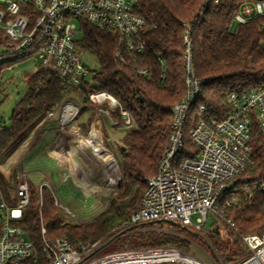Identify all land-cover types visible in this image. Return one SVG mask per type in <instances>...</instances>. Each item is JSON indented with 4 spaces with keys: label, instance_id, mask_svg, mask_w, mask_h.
I'll return each instance as SVG.
<instances>
[{
    "label": "built area",
    "instance_id": "obj_1",
    "mask_svg": "<svg viewBox=\"0 0 264 264\" xmlns=\"http://www.w3.org/2000/svg\"><path fill=\"white\" fill-rule=\"evenodd\" d=\"M136 3L137 0H0V77L4 69L13 70L15 63L34 58L36 64L31 73L38 70L49 72L61 82L75 87L91 82V69L78 45L82 21L115 34V58L137 73L150 77V70L141 65L147 24ZM255 16L264 17V0H244L231 27ZM185 41V92L171 109L169 142L156 173L146 177L141 207L123 223L122 233L126 228L158 220L178 224L194 233L204 232L211 212L219 218L215 229L227 224L240 235L247 255L237 264H264V231L240 233L234 219L225 212V208L239 205L264 192V168L259 173L252 169L255 164V136H261L264 146V82L227 92L228 110L221 116L210 112L204 103L197 104L204 79L194 73L187 35ZM29 75L23 76L26 83ZM0 95L4 99L7 97L3 88H0ZM77 100L80 103L85 100L96 107L93 127H96L100 114H105L113 124L119 123L127 129L136 127L131 112L106 90L85 91L77 95ZM79 113L80 105L75 101L52 104L44 121L56 122V128L51 125L43 129L40 140L58 130L64 135L59 141L64 139L67 143L66 136H77L82 141L84 134L72 124ZM189 118L188 133L197 150L180 157ZM2 119L3 114L0 136L5 129L1 125ZM59 145L60 142L56 146ZM25 157L26 154L23 162ZM2 160L3 157L0 163ZM19 168L16 173L15 169H10L7 174L12 175V178L7 176L11 183V200L0 190V264H30L38 261L39 257L38 248L21 223L23 211L30 204L32 180L23 163ZM71 177L77 185L72 172ZM39 186L50 190L55 205L71 212L60 201L53 183L44 180ZM99 188L90 193L82 189L86 195H93ZM41 231L43 253L48 264H209L174 245L102 253L106 244L122 233L106 241L102 238L72 243L66 236L47 239L44 224Z\"/></svg>",
    "mask_w": 264,
    "mask_h": 264
},
{
    "label": "trees",
    "instance_id": "obj_2",
    "mask_svg": "<svg viewBox=\"0 0 264 264\" xmlns=\"http://www.w3.org/2000/svg\"><path fill=\"white\" fill-rule=\"evenodd\" d=\"M243 1L137 0V10L147 24L141 65L150 70V77L137 73L115 58V34L84 21L80 25L78 45L81 52L98 60V67L91 70V82L75 87L61 82L49 72L38 70L30 73L28 90L17 101L12 123L0 136V160L12 143L29 137L52 104L64 102L72 93L78 95L92 89L106 90L117 97L136 122V127L125 131L123 142L119 145L123 173L121 186L109 198L108 208L96 218L66 221L63 209L55 205L50 190L31 182L30 204L21 218V223L39 250L38 261L30 264H48L43 253L42 224L46 227L47 239L66 236L72 243L102 238L109 240L124 231L121 228L123 223L141 207L146 177L156 173L160 157L169 142L172 106L185 92L186 35L190 40L194 73L204 79L197 104L204 103L210 112L221 116L228 110L227 92L264 82V17L255 16L236 28L231 27ZM84 104L91 108L84 125L85 131H88L96 107L85 100ZM190 120L186 121L185 146L180 157L197 150L188 133ZM45 126L41 125L37 131H42ZM260 138V135L254 138L255 164L252 166L258 173L264 168V146ZM110 157L119 170L116 157L111 153ZM10 187V181L0 170V190L9 201ZM225 212L234 219L240 233L263 232L264 192L239 205L225 208ZM223 226V234L227 238L216 230L210 235L205 232L200 235L178 224L158 220L126 228L114 243L174 245L188 251V237H193L208 243L219 264H237L245 257L240 235L227 224ZM164 227L167 231L159 230Z\"/></svg>",
    "mask_w": 264,
    "mask_h": 264
},
{
    "label": "rangeland",
    "instance_id": "obj_3",
    "mask_svg": "<svg viewBox=\"0 0 264 264\" xmlns=\"http://www.w3.org/2000/svg\"><path fill=\"white\" fill-rule=\"evenodd\" d=\"M237 25L238 24L235 23L233 28H236ZM82 57L91 70L98 67V60L95 56L82 52ZM35 64L36 61L34 58L19 61L13 65V70L4 69L1 72L0 88H3L4 95H7L5 99L3 98V95H0V112L3 114L1 125L4 127H9L11 125L12 114L16 107V103L28 90V85L24 81L23 76L26 73H31ZM7 81L9 82L6 83ZM67 100L75 101L80 105V113L72 124L79 127L80 131L84 134V136H81L83 138L82 141H80L77 136H66V140L68 142L65 148L68 150L71 146H73L76 152H73V157L70 156V150H68L66 154L53 150V147L56 146L60 142L59 140L64 136L62 133L58 132V130L52 131V133H49L45 138L40 140V133L43 132V129L38 132V128L41 125H47L45 128L49 126L47 124L48 120L44 121V117L39 125H36L32 129L27 139L21 142H14L9 146L3 156V160L0 163V170L6 177L10 176L9 178H12V175H7L8 171L10 169H15L14 173H16V169H20L19 166L23 163V167L30 172V178L35 185H39L41 181L48 180L56 186L60 201L71 211L69 212L65 209L62 210L66 221L77 222V220L80 219L92 220L108 208L109 198L118 189L117 177L119 170L115 167V164L110 157V153L116 157L120 166L119 145L123 142V136L127 128L123 127L119 123H111L105 114L99 115L98 123L95 125L100 130L101 144L103 143L111 150H107L102 145L103 155L114 169V172L112 173L110 172V168L108 169L101 164L88 140V136L90 135V131L93 128L95 121L91 122L88 131H85L84 128L86 118L91 113V108L88 105H85L83 101L80 103V101L77 100V95L74 93H72ZM48 123L50 124L52 122ZM52 126L55 127L56 122L52 124ZM25 154L26 157L23 162L22 159ZM83 165H85L86 170L90 173V176L94 178L93 182L95 183V190H97L100 185L99 191L95 192L93 195H86L83 192V189L76 185L71 177V172L74 177V170L72 169V166H76L77 168H75L81 172L82 168H84ZM121 176L123 180V173ZM218 221L219 218L210 212L204 229L205 234L210 235L213 230H215V226ZM159 230L167 231V228L164 227ZM219 231L220 234L223 235V238L228 237L223 234L225 232L223 224L220 226ZM121 235L119 237H121ZM188 238L190 240V244L188 246L189 252L206 260L209 264L218 263L212 250L210 249V246L204 239H194L193 237ZM144 246L150 245H129L128 242L123 243L122 241L117 244L112 241L111 243L106 244L102 253L118 249ZM245 255H247V252L244 249V256Z\"/></svg>",
    "mask_w": 264,
    "mask_h": 264
},
{
    "label": "bare ground",
    "instance_id": "obj_4",
    "mask_svg": "<svg viewBox=\"0 0 264 264\" xmlns=\"http://www.w3.org/2000/svg\"><path fill=\"white\" fill-rule=\"evenodd\" d=\"M88 139H89V142L91 144L92 149L94 150V153L98 156L101 164L104 165L105 167H107L108 169L110 168V172L113 173L114 169L112 168V166L109 163V161L104 157L103 152H102L103 151L102 145L107 150H108V147H106L103 143L101 144L102 141H101V138H100L99 130L96 127H93V129L91 131V134L88 136ZM66 144L67 143L64 141V139H62L60 141V145L54 147L53 150L56 151V152H63L65 154L68 152V150H70L71 151L70 152V156L73 157V152H75L74 148L70 147L68 150H65V145ZM72 163H73V160H72ZM75 165H76V163H75ZM75 167L76 166H72V169L74 170V177H75V180H77L76 181L77 185L82 187V188H84V191L86 193H90L92 191H96L95 190V186H94L95 183L93 182L94 178L90 176V173H88V171L86 170L85 165H83L84 168H82L81 172H79L78 169H76L77 167L76 168ZM119 176H120V170H119V174H118L117 179L119 178Z\"/></svg>",
    "mask_w": 264,
    "mask_h": 264
},
{
    "label": "water",
    "instance_id": "obj_5",
    "mask_svg": "<svg viewBox=\"0 0 264 264\" xmlns=\"http://www.w3.org/2000/svg\"><path fill=\"white\" fill-rule=\"evenodd\" d=\"M1 117H2V114H0V120H1ZM121 147H122V149L125 148L124 145H122ZM121 175H122V171L120 170V176H119L118 181H117L118 187H120L121 186V183H122V176ZM215 230L220 233L219 229L216 228ZM195 233L200 234V235H204L202 232H195ZM212 252H213V250H212Z\"/></svg>",
    "mask_w": 264,
    "mask_h": 264
},
{
    "label": "crops",
    "instance_id": "obj_6",
    "mask_svg": "<svg viewBox=\"0 0 264 264\" xmlns=\"http://www.w3.org/2000/svg\"><path fill=\"white\" fill-rule=\"evenodd\" d=\"M94 123V122H93Z\"/></svg>",
    "mask_w": 264,
    "mask_h": 264
}]
</instances>
